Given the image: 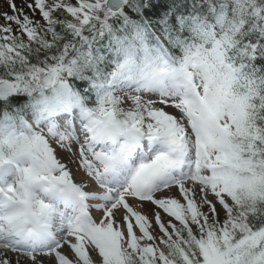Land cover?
<instances>
[{
  "label": "snow or ice",
  "instance_id": "1",
  "mask_svg": "<svg viewBox=\"0 0 264 264\" xmlns=\"http://www.w3.org/2000/svg\"><path fill=\"white\" fill-rule=\"evenodd\" d=\"M0 264H264V0H4Z\"/></svg>",
  "mask_w": 264,
  "mask_h": 264
},
{
  "label": "rangeland",
  "instance_id": "2",
  "mask_svg": "<svg viewBox=\"0 0 264 264\" xmlns=\"http://www.w3.org/2000/svg\"><path fill=\"white\" fill-rule=\"evenodd\" d=\"M18 6L20 3V0H17ZM0 11H8L6 4L4 3V0H0Z\"/></svg>",
  "mask_w": 264,
  "mask_h": 264
}]
</instances>
